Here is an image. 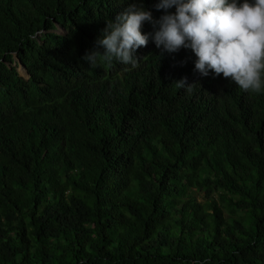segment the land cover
Wrapping results in <instances>:
<instances>
[{
	"label": "trees",
	"instance_id": "1",
	"mask_svg": "<svg viewBox=\"0 0 264 264\" xmlns=\"http://www.w3.org/2000/svg\"><path fill=\"white\" fill-rule=\"evenodd\" d=\"M128 2L0 0V264H264V93L147 23L135 69L89 67Z\"/></svg>",
	"mask_w": 264,
	"mask_h": 264
},
{
	"label": "clouds",
	"instance_id": "2",
	"mask_svg": "<svg viewBox=\"0 0 264 264\" xmlns=\"http://www.w3.org/2000/svg\"><path fill=\"white\" fill-rule=\"evenodd\" d=\"M127 5L105 21L95 48L83 56L89 67L103 60L135 69L136 52L150 39L142 31L147 23L161 56L190 50L201 77L222 75L244 92L264 93V0H156L152 8L163 13L158 19L143 0ZM196 84L185 77L173 86L190 94Z\"/></svg>",
	"mask_w": 264,
	"mask_h": 264
},
{
	"label": "rangeland",
	"instance_id": "3",
	"mask_svg": "<svg viewBox=\"0 0 264 264\" xmlns=\"http://www.w3.org/2000/svg\"><path fill=\"white\" fill-rule=\"evenodd\" d=\"M57 33L64 34L65 32L62 31V30H58ZM17 63H18V60L15 59V60H14V66H17ZM18 70H19L20 75L23 76L25 79H28V78H29L28 73L25 71V69H23V68L21 67V65L19 66Z\"/></svg>",
	"mask_w": 264,
	"mask_h": 264
},
{
	"label": "water",
	"instance_id": "4",
	"mask_svg": "<svg viewBox=\"0 0 264 264\" xmlns=\"http://www.w3.org/2000/svg\"><path fill=\"white\" fill-rule=\"evenodd\" d=\"M21 67L24 69V66L23 65H21Z\"/></svg>",
	"mask_w": 264,
	"mask_h": 264
}]
</instances>
